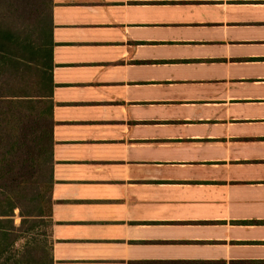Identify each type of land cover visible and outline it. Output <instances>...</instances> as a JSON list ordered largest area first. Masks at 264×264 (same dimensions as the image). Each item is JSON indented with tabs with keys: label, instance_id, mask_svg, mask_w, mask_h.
Segmentation results:
<instances>
[{
	"label": "crops",
	"instance_id": "obj_1",
	"mask_svg": "<svg viewBox=\"0 0 264 264\" xmlns=\"http://www.w3.org/2000/svg\"><path fill=\"white\" fill-rule=\"evenodd\" d=\"M53 264H264V0H54Z\"/></svg>",
	"mask_w": 264,
	"mask_h": 264
},
{
	"label": "trees",
	"instance_id": "obj_2",
	"mask_svg": "<svg viewBox=\"0 0 264 264\" xmlns=\"http://www.w3.org/2000/svg\"><path fill=\"white\" fill-rule=\"evenodd\" d=\"M53 5L0 0V264H53Z\"/></svg>",
	"mask_w": 264,
	"mask_h": 264
},
{
	"label": "rangeland",
	"instance_id": "obj_3",
	"mask_svg": "<svg viewBox=\"0 0 264 264\" xmlns=\"http://www.w3.org/2000/svg\"><path fill=\"white\" fill-rule=\"evenodd\" d=\"M16 212H18V210H16ZM20 219H21L20 216L18 214H16V216H15L16 224L20 223ZM38 236H39V238H45L46 244H47L46 246L49 247V244H50V225L49 224L40 225Z\"/></svg>",
	"mask_w": 264,
	"mask_h": 264
}]
</instances>
